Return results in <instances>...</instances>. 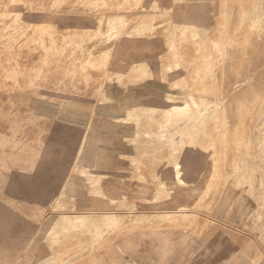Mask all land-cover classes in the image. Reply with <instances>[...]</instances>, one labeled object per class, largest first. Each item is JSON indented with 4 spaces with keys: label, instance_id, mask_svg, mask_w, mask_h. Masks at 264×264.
<instances>
[{
    "label": "rangeland",
    "instance_id": "obj_1",
    "mask_svg": "<svg viewBox=\"0 0 264 264\" xmlns=\"http://www.w3.org/2000/svg\"><path fill=\"white\" fill-rule=\"evenodd\" d=\"M0 1V51L20 40L0 61V264H87L150 232L264 264V0H61L29 81L55 0Z\"/></svg>",
    "mask_w": 264,
    "mask_h": 264
},
{
    "label": "crops",
    "instance_id": "obj_2",
    "mask_svg": "<svg viewBox=\"0 0 264 264\" xmlns=\"http://www.w3.org/2000/svg\"><path fill=\"white\" fill-rule=\"evenodd\" d=\"M174 233L150 232L139 238L129 237L126 244L97 253L87 264H245L247 260L246 254L232 253L231 237L217 241Z\"/></svg>",
    "mask_w": 264,
    "mask_h": 264
},
{
    "label": "bare ground",
    "instance_id": "obj_3",
    "mask_svg": "<svg viewBox=\"0 0 264 264\" xmlns=\"http://www.w3.org/2000/svg\"><path fill=\"white\" fill-rule=\"evenodd\" d=\"M113 3V0H111ZM1 2V1H0ZM60 3H61V0H55L54 3H53V6H52V17L51 18H48V19H42V20H38L37 22H34V24L30 27V31L27 33L28 34V37L26 38L27 40L25 41V43H31V44H34L36 47H37V50H38V54H37V57H36V61L35 59L32 57V59H30L29 63L26 64V65H22V68H21V72L25 73L26 74V77H27V80L29 81L30 79H32V77H35L38 75V73L42 72L43 69L45 68V65L43 64V62L45 60H47L50 56H54L55 55V52L56 50H59V47L60 45L58 44L59 41L57 40L56 41H53V38L51 37V34H50V29H51V26L53 24H60L62 22V18L60 17L61 16V11L64 9L62 6H60ZM3 10L8 13V16L7 18L9 19H14V17L19 13L20 11V6L18 4L16 5H13V6H6L3 8ZM88 10V9H87ZM234 12V11H233ZM236 12V11H235ZM234 12V13H235ZM106 13V12H105ZM104 14V13H103ZM99 16V15H98ZM233 16V15H232ZM236 16V15H235ZM102 17V16H100ZM132 17V16H131ZM237 17V16H236ZM129 19V18H128ZM237 19V18H236ZM95 20V19H94ZM98 21V20H97ZM249 24L250 23H254V21L252 19L249 20ZM235 22V21H234ZM76 23H79L76 22ZM158 26V25H157ZM105 30V28H104ZM67 31V30H66ZM125 31V30H124ZM127 31V30H126ZM243 32H241V38L242 36H244V33L242 35ZM248 34V33H247ZM230 36V34H229ZM248 36V35H246ZM240 38V39H241ZM244 38V37H243ZM246 39V38H245ZM243 40V39H242ZM258 39H255L254 41H256ZM19 42V37L16 36L14 39H11L8 43V45H6L5 48H3L1 51H0V61H8L9 60V51L11 50V48L14 46L15 42ZM54 43L58 46H54ZM99 43V42H98ZM123 44V43H122ZM124 44H126L124 42ZM240 44V43H239ZM241 45V44H240ZM242 46V45H241ZM240 46V47H241ZM248 47V46H247ZM250 47V46H249ZM107 48V47H106ZM251 48V47H250ZM249 48V49H250ZM236 49V48H235ZM123 50V49H122ZM121 50V51H122ZM226 50V49H225ZM234 50V49H233ZM239 50V49H238ZM242 50V49H241ZM245 50V49H244ZM231 51V50H230ZM246 51H247V48H246ZM120 52V51H119ZM242 51H240L241 53ZM114 53V52H113ZM239 53V52H238ZM69 55V54H68ZM230 55V54H229ZM239 55V54H238ZM132 58H134V56H131ZM215 59V58H213ZM238 59V58H237ZM241 59V58H240ZM243 60V59H242ZM241 60V62H242ZM239 61V60H238ZM233 62V60H232ZM240 62V61H239ZM237 62H234V64H236ZM214 64V63H213ZM222 65V64H221ZM255 65V64H254ZM59 67V66H58ZM243 67V66H242ZM227 68V67H226ZM236 68V67H235ZM234 68V69H235ZM259 68V67H258ZM242 69V68H241ZM228 70V69H227ZM245 70V69H244ZM246 70H247V67H246ZM235 71V70H234ZM219 72V71H218ZM227 72V71H226ZM242 72V70H241ZM247 72V71H246ZM240 73V72H239ZM236 74V73H235ZM241 74V73H240ZM247 74V73H246ZM263 74V73H262ZM238 75V74H237ZM233 76L234 73H233ZM242 76V75H241ZM246 76V75H245ZM228 77V76H227ZM225 78V79H228V78ZM244 77V76H243ZM217 78V77H216ZM240 78V76H239ZM262 78V77H261ZM224 79V78H223ZM234 80V79H233ZM237 80V79H236ZM235 80V81H236ZM223 82V81H222ZM238 82V81H237ZM262 82V81H261ZM7 84L6 85H9L11 87H15L17 86V84L19 83V81L17 79L15 80H10L8 82H6ZM232 83V82H231ZM234 83V82H233ZM123 84V83H122ZM218 86V85H217ZM231 87V86H230ZM263 87V86H262ZM215 88V87H214ZM223 88V87H222ZM215 90V89H214ZM248 90V89H247ZM227 93V92H225ZM239 93H242V92H239ZM237 93V94H239ZM261 95V94H260ZM241 97V95H239ZM238 96V97H239ZM237 97V96H236ZM235 98V97H234ZM239 99V98H237ZM241 99V98H240ZM235 100V99H234ZM231 101V102H234ZM241 101V100H240ZM11 102V101H10ZM13 102V101H12ZM15 103V102H14ZM238 103V102H237ZM233 107V105H231ZM235 109V107H234ZM66 110V109H65ZM28 112V111H27ZM228 115V114H227ZM238 117V116H236ZM88 118V117H87ZM238 119V118H237ZM233 120V119H232ZM89 123V122H88ZM237 123V122H236ZM40 124V123H39ZM228 125V124H227ZM230 125V124H229ZM232 125V124H231ZM235 127V126H234ZM228 128V127H227ZM86 129V128H85ZM229 129V128H228ZM231 129V128H230ZM55 130V129H54ZM91 131V130H90ZM230 131V130H229ZM232 135L230 134L229 137H231ZM83 137V136H82ZM91 137V136H89ZM94 137V136H93ZM102 137V136H100ZM99 137V139H100ZM104 137V136H103ZM98 138V137H97ZM234 139V138H232ZM233 142V141H232ZM44 143V142H43ZM231 143V142H230ZM88 144V143H87ZM10 146V145H9ZM84 146V145H83ZM9 148V147H8ZM83 148V147H82ZM232 148V147H230ZM98 155H105V151L102 150V145H98ZM136 150V149H134ZM138 150V149H137ZM10 151V150H9ZM108 152V150H107ZM16 153V152H15ZM108 155V154H107ZM20 156V155H19ZM23 157V156H22ZM25 157V156H24ZM27 157V156H26ZM103 158V157H102ZM94 159V158H92ZM111 160V159H110ZM96 167V166H95ZM110 167V165H109ZM89 168V167H88ZM104 168V167H103ZM228 172V171H227ZM229 175V174H228ZM74 181V180H73ZM75 184V182H74ZM80 186V185H79ZM93 186V185H92ZM121 186V185H120ZM70 189H75L74 188V185L70 183V186H69ZM79 188V187H78ZM51 191V190H50ZM77 191V189H76ZM77 198V197H76ZM60 203V202H59ZM22 211V210H21ZM6 213V212H5ZM0 217L1 218H4V219H10V216H6V214L4 213H0ZM14 218V217H13ZM15 219V218H14ZM16 220V219H15ZM14 220H12L13 222ZM215 221V220H214ZM11 225V224H10ZM5 226V225H4ZM12 230V229H11ZM1 232V231H0ZM7 233V232H6ZM9 233V232H8ZM12 236V235H11ZM14 237V236H13ZM2 238V237H0ZM246 238V237H245ZM2 240V239H1ZM3 242V240H2ZM30 260V257L27 258V261H23L21 262L20 264H29ZM38 264H44L45 262L42 261V260H39V261H36Z\"/></svg>",
    "mask_w": 264,
    "mask_h": 264
}]
</instances>
